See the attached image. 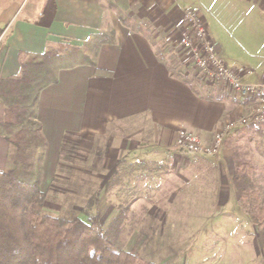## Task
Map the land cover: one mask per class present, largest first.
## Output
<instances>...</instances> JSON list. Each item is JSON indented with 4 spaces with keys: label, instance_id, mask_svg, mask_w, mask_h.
<instances>
[{
    "label": "crops",
    "instance_id": "obj_1",
    "mask_svg": "<svg viewBox=\"0 0 264 264\" xmlns=\"http://www.w3.org/2000/svg\"><path fill=\"white\" fill-rule=\"evenodd\" d=\"M111 5L139 27L123 25ZM187 10L202 19L219 58L242 83L264 82V0H0V79L16 77L27 56L38 57L60 43L80 46L107 28L112 31L115 40L99 47L95 67L61 68L38 96L37 123L45 142L40 190L50 185L56 191L51 181L59 167L80 171L85 185L56 191L64 195L60 209L71 206L81 190L96 197L90 214L105 224L120 207H110L109 199L121 185L128 208L144 211L132 213L127 242L144 235L136 228L144 219H169L168 210L176 211L166 223L173 228L182 224L177 216L184 208L212 211L229 201L227 195L237 202L227 156L193 162L174 147L178 129L208 142L235 114L253 106L230 88L225 92L213 82L205 86L192 79L175 67L171 53L152 43L154 18L164 19L157 33L171 39L177 34L174 19ZM67 146L87 155L82 170L61 162ZM8 154L0 136V170L7 167ZM95 167L99 172H92ZM172 228L169 235L163 229L155 234L170 236Z\"/></svg>",
    "mask_w": 264,
    "mask_h": 264
},
{
    "label": "trees",
    "instance_id": "obj_2",
    "mask_svg": "<svg viewBox=\"0 0 264 264\" xmlns=\"http://www.w3.org/2000/svg\"><path fill=\"white\" fill-rule=\"evenodd\" d=\"M114 9L124 22L122 11ZM114 40L107 28L80 46L60 43L38 57L27 56L16 77L0 79L4 111L0 136L9 148L7 167L0 170V264H158L126 249L128 237L122 227L128 204L118 207L105 228L99 215L90 214L97 200L93 194L84 199L75 195L74 206L54 211L46 206L48 197L40 190L45 142L37 123L38 96L54 82L61 68L85 64L95 67L99 47ZM251 130L264 138L261 129ZM238 141V134L230 132L222 145L233 161L231 185L239 208L252 220L264 257V192L255 179L256 159L246 147H239ZM67 172L75 178L72 185L80 188V171ZM58 181L54 177L51 186L56 187ZM81 203L85 207L76 209L75 205Z\"/></svg>",
    "mask_w": 264,
    "mask_h": 264
},
{
    "label": "rangeland",
    "instance_id": "obj_3",
    "mask_svg": "<svg viewBox=\"0 0 264 264\" xmlns=\"http://www.w3.org/2000/svg\"><path fill=\"white\" fill-rule=\"evenodd\" d=\"M187 12H191V10L182 12L179 17L174 19V22H176L175 25L177 34L173 35L171 39L166 36V33H157V29H160L159 27L161 25L163 26L164 19L154 18L156 23H154V32L152 29V33L150 34L151 41L156 44L157 49H159L161 45L164 53H171L173 61L178 64L175 66L177 69H181V71L190 75L192 79L201 82L205 86L213 82L214 84H211V86L218 87L220 85L222 89L221 91L225 90V92H227L229 86L222 82H216L204 78L201 72L196 68L192 50L197 48L199 49L198 52L202 54V48L200 47V41L196 36V28L194 27V24H200L205 30L206 38H208V35L206 26L197 13L194 11L191 12L196 15V19H194L193 24V22L187 17ZM118 18L119 20L121 19L119 16ZM123 21L124 22L121 23L125 26L139 27L138 23L134 24L132 22V18L124 14ZM2 108L0 105L1 110ZM250 110L244 113L235 114L231 120H236L240 116L247 115ZM229 121L230 120L227 122ZM255 127L264 132L263 126L257 127L256 125H249L248 128L240 127L231 132L238 134L239 144L237 145L243 148L246 147L249 153L256 159L257 175L255 179L259 188H261L264 192V138H260L257 132H252L253 130L251 129ZM72 147L73 146H67L63 148L61 162L64 165H76L74 167L75 169L82 170V168L85 167L84 159H88V157L83 151ZM220 154L227 156L233 173V161L231 159L230 152L225 149L223 145L216 157L206 159L214 160ZM65 157L69 158L67 159ZM89 165L88 161L86 166L90 167ZM222 165L224 171L223 173L227 175V168L224 166V161L222 162ZM92 172H99V168H93ZM71 175L72 174H70V172H67L66 168L59 167L57 175L55 176L59 180L56 185V191L64 192L65 189H69L72 184L75 183V178ZM94 181L95 180L91 179L92 184H94ZM118 182L119 180L116 176L111 178V184H114V186ZM98 184L99 182L94 184V186H98ZM78 185L82 186L85 185V183L80 182ZM119 187L114 188L115 190L110 196V207H115L118 204L125 206V201L123 202L124 194H121L126 189ZM50 188L51 187L49 185V187L45 188L46 190L44 191L49 202L46 206L50 210L52 209L54 211H58L57 209H60L59 204L62 202L61 200L64 195L53 191L54 189L52 190ZM86 194L84 191L81 193L80 190L79 192H76L75 195L76 198L81 195V198L84 199L85 197H88ZM227 197L229 198V201L226 204L219 205V207L213 209L212 211H205L203 208H184L182 211H179L181 216L176 215L177 217H180L179 220L182 224H178L173 228L166 223H168L172 217L174 218V216L171 215L176 212L175 210L167 211L169 216V219L167 220H163V218H161L158 219V221L153 222L144 219L142 222L143 224L137 226L136 228H138L141 233H144L145 236H141L140 240L136 241V243L129 240L126 249H131L132 246L135 245V251L140 257L144 258L147 262H154L158 264H264V257L261 254V250L257 242L252 220L240 210L239 205H237V202L232 200L231 196L227 195ZM126 200H129V198ZM140 212L144 211H132L129 208L127 210L125 216L126 219L123 224H125L127 218L129 219L126 224L123 225L122 230L123 233L127 235L128 239L131 238L128 234L131 233L132 228V225H130V222L132 221L130 220L132 219V213L138 215ZM115 214L116 213L113 210L112 215L114 216ZM100 220L101 219L99 218V222ZM110 221L108 220L105 223V228ZM171 228L173 231L170 236H164L160 239L155 234L159 230L163 229L164 234L169 235V230Z\"/></svg>",
    "mask_w": 264,
    "mask_h": 264
},
{
    "label": "built area",
    "instance_id": "obj_4",
    "mask_svg": "<svg viewBox=\"0 0 264 264\" xmlns=\"http://www.w3.org/2000/svg\"><path fill=\"white\" fill-rule=\"evenodd\" d=\"M191 12H187V17L194 24L196 15ZM194 27L202 48V54L198 52L199 49L197 48L192 50L194 63L198 71L206 79L225 83L241 100L253 102V107L247 115L225 123L212 134L208 142L204 141L198 134L186 129L181 128L176 131L174 147L178 151L188 154L190 159L196 162L199 158L216 157L225 137L231 131L246 125L264 127V82L258 84L242 83L234 71L227 68L219 58L215 45L205 37L203 27L196 23ZM135 162L139 163V160Z\"/></svg>",
    "mask_w": 264,
    "mask_h": 264
}]
</instances>
